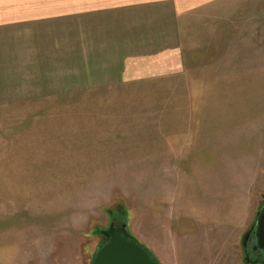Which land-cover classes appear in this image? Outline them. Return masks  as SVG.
Returning <instances> with one entry per match:
<instances>
[{
	"label": "rangeland",
	"instance_id": "obj_1",
	"mask_svg": "<svg viewBox=\"0 0 264 264\" xmlns=\"http://www.w3.org/2000/svg\"><path fill=\"white\" fill-rule=\"evenodd\" d=\"M183 26L159 79L32 96L45 74L1 67L0 264H91L114 221L158 264L259 261L244 242L264 208V0Z\"/></svg>",
	"mask_w": 264,
	"mask_h": 264
},
{
	"label": "crops",
	"instance_id": "obj_2",
	"mask_svg": "<svg viewBox=\"0 0 264 264\" xmlns=\"http://www.w3.org/2000/svg\"><path fill=\"white\" fill-rule=\"evenodd\" d=\"M219 1L0 0V80L3 65L32 66L45 77L24 91L51 96L166 77L181 67L185 18ZM57 75L79 83L52 91Z\"/></svg>",
	"mask_w": 264,
	"mask_h": 264
},
{
	"label": "water",
	"instance_id": "obj_3",
	"mask_svg": "<svg viewBox=\"0 0 264 264\" xmlns=\"http://www.w3.org/2000/svg\"><path fill=\"white\" fill-rule=\"evenodd\" d=\"M252 231L253 249L262 252L263 258L259 261L264 263V208L256 214ZM101 235L105 243L96 251L91 264H155L144 246L128 233L125 224L114 228V223L111 222L108 230L101 232ZM245 261L249 262L248 255Z\"/></svg>",
	"mask_w": 264,
	"mask_h": 264
},
{
	"label": "flooded vegetation",
	"instance_id": "obj_4",
	"mask_svg": "<svg viewBox=\"0 0 264 264\" xmlns=\"http://www.w3.org/2000/svg\"><path fill=\"white\" fill-rule=\"evenodd\" d=\"M113 220H115V219H113ZM113 223H114V228L119 227L118 224H117L115 221H114ZM250 237H251V238H250ZM250 237H247L246 240H245V242H244L245 247H247V248H246L247 255H248L249 257H252V258H256V259H258V260H261V259L263 258V254H262V252L253 249V246H254V245H253V241H254V238H253V231H252ZM104 240H105V239H104Z\"/></svg>",
	"mask_w": 264,
	"mask_h": 264
},
{
	"label": "trees",
	"instance_id": "obj_5",
	"mask_svg": "<svg viewBox=\"0 0 264 264\" xmlns=\"http://www.w3.org/2000/svg\"><path fill=\"white\" fill-rule=\"evenodd\" d=\"M124 216V211L121 209L119 210V212L115 215V218L118 220H122ZM252 231H250V235H251ZM250 237V236H249ZM148 254L150 255L151 259L154 261L155 264H158L157 260L155 259V257L148 251ZM253 263V262H252ZM255 264H264L261 261H254Z\"/></svg>",
	"mask_w": 264,
	"mask_h": 264
}]
</instances>
